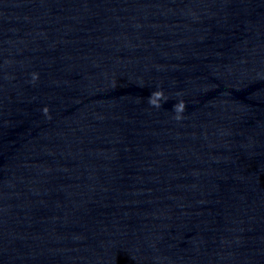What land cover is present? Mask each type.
<instances>
[{
	"label": "clouds",
	"instance_id": "1",
	"mask_svg": "<svg viewBox=\"0 0 264 264\" xmlns=\"http://www.w3.org/2000/svg\"><path fill=\"white\" fill-rule=\"evenodd\" d=\"M38 78V74L36 73H33L32 74V79L33 81H35L36 79ZM167 101V97L165 96L163 90H157V91H154L152 93H150L149 97H148V103L149 105L153 106V107H156V108H159L161 107V101ZM185 102L183 100H180L179 102L175 103L173 105V110L174 112L176 113V116H175V119L176 120H180L182 119V116H181V113L184 112L185 110ZM44 113L47 114L48 113V108L45 107L43 109Z\"/></svg>",
	"mask_w": 264,
	"mask_h": 264
}]
</instances>
